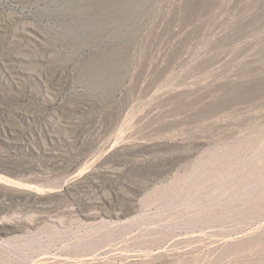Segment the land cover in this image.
<instances>
[{
  "label": "rangeland",
  "instance_id": "1",
  "mask_svg": "<svg viewBox=\"0 0 264 264\" xmlns=\"http://www.w3.org/2000/svg\"><path fill=\"white\" fill-rule=\"evenodd\" d=\"M0 264H264V0H0Z\"/></svg>",
  "mask_w": 264,
  "mask_h": 264
},
{
  "label": "bare ground",
  "instance_id": "2",
  "mask_svg": "<svg viewBox=\"0 0 264 264\" xmlns=\"http://www.w3.org/2000/svg\"><path fill=\"white\" fill-rule=\"evenodd\" d=\"M178 87V86H177ZM161 95V94H160ZM124 129H125V127H124Z\"/></svg>",
  "mask_w": 264,
  "mask_h": 264
}]
</instances>
